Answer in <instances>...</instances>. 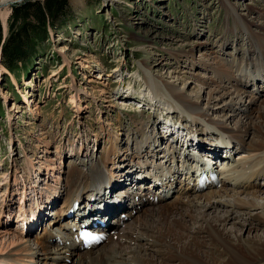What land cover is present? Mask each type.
I'll use <instances>...</instances> for the list:
<instances>
[{
	"label": "rangeland",
	"instance_id": "1",
	"mask_svg": "<svg viewBox=\"0 0 264 264\" xmlns=\"http://www.w3.org/2000/svg\"><path fill=\"white\" fill-rule=\"evenodd\" d=\"M22 1L25 0L9 1L8 9L11 11L14 4ZM65 1L64 16L51 23L48 19L40 37L33 39L31 56L9 69L18 77L16 84L0 74V224L9 218L10 236L17 225L13 221L22 191H27L24 195L29 197L33 194L32 187L40 192L48 185H56L55 177L63 176L61 169H66L69 161L80 162L76 152L81 157L86 152L88 157L97 155L103 159L111 151L113 140L122 139L121 146H117L120 150L127 145V135L135 134L138 129L150 133L158 120L164 125L169 119L180 126L182 134L177 141L169 136L174 139L173 145L180 147V152L192 151L193 146L187 144L193 145L194 137L206 125L185 119L180 111H172L162 97L146 87L143 69L160 81L184 87V93L197 100L198 106L207 109L211 117L229 118L231 128L235 127V118L224 106L227 99L209 93L212 89L209 78L216 79V75L205 64L208 59L213 66L233 59L229 71L232 68L234 76H240L251 89L258 88L257 100L264 98V58L258 53V48L264 49V0ZM228 9L232 12L228 13ZM240 19L252 22L248 30ZM72 20L81 25L79 29L68 32V39L67 36L58 39L60 30L67 29ZM48 24L57 29L50 42ZM1 28L0 43H3L2 23ZM185 50L191 51L187 57L182 56ZM64 59L68 64L60 68ZM254 63L263 71L262 78L252 75ZM240 66L246 68L239 72ZM108 73L111 75L107 76ZM73 87L80 97L77 103L84 106L81 115L72 111L75 107L71 95L76 93ZM22 94L31 105H25ZM12 104L15 111L7 110ZM254 106L258 110L261 104L256 102ZM7 112L12 113L10 118ZM138 121L144 124H137ZM155 131L161 137L157 128ZM200 137L208 141L211 136ZM164 142L170 141L164 139ZM241 152L237 147L230 151V156L240 158ZM218 153L224 156L225 150ZM122 156L125 155L120 154L119 161ZM46 165L53 167L54 172L46 170ZM257 182L261 186L246 185L242 196H264L261 191L264 178ZM129 184L134 187L135 181ZM58 202L61 204L60 199L55 204ZM6 205L11 210L9 216L4 210ZM231 223L224 226L232 230L234 237L240 227ZM35 236L32 237L36 240Z\"/></svg>",
	"mask_w": 264,
	"mask_h": 264
},
{
	"label": "bare ground",
	"instance_id": "2",
	"mask_svg": "<svg viewBox=\"0 0 264 264\" xmlns=\"http://www.w3.org/2000/svg\"><path fill=\"white\" fill-rule=\"evenodd\" d=\"M9 1L11 0L0 1L4 38L7 30L6 18L10 12ZM230 12L232 10L228 11ZM243 21L241 20L243 26L248 30L252 22ZM76 22L72 20L68 27L66 26L67 29L60 30L58 39L62 36H67L68 39V32L79 29L78 26L81 25ZM48 28L46 32L51 35L47 41L50 42L57 29L50 24ZM262 50L258 48V53L264 58ZM184 52L182 56L185 57L191 53L190 50ZM1 54L0 52V57ZM64 60L65 63H61L60 68L68 64L67 60ZM209 61L210 59L205 64H209L216 75V79L209 78L212 87L209 93L227 99L224 106L234 113V128L229 126V118L216 119L209 115L207 109L205 111L200 108L197 100L184 93V87H177L173 82L160 81L153 77L149 70L142 69L146 87L151 89L153 94L162 97L172 111H180L185 119L206 125L199 131L198 136L206 138L214 134L220 137L224 134L233 141L228 149H242L240 154L243 156L240 158L224 156L223 165L214 166L218 187L209 186L203 191L194 190L190 184L191 178L186 175V168L189 169V165L193 167L196 163L203 167L202 159L189 151H183L182 155L177 157V149L171 142L163 145V138L156 134L155 129L147 134L138 129L135 134L125 135V148H117L121 146L122 139L113 140L111 151L104 154L103 159L97 155L88 157L86 152L82 157L78 152L74 153L80 162L69 161L67 168L61 169L63 176H54L56 185H48L40 192L32 187L33 194H27L28 199L24 195L27 191H22L17 217L27 223L31 217L32 220L26 226L25 232L16 227L12 236L7 225L9 218L2 221L0 259H7L14 264H264V196H242L246 185L261 186L257 180L264 178V98L257 100L258 88L251 89L247 82H242L240 76V79L234 76L232 68L229 71L233 59H227L224 64L218 63L215 66ZM190 62L193 64L194 61ZM254 67L252 75L260 76L263 71L260 72L256 63ZM245 68L246 66H240L238 70L240 72ZM0 74L6 79L9 77L16 84L17 75L4 67L1 59ZM73 89L76 93L71 95L75 107L72 111L81 115L84 106L81 107V104L77 103L80 97L78 90L74 87ZM22 97L25 105H31L28 104L25 94H22ZM5 98L6 96L3 100ZM256 102L261 104L258 110L254 106ZM14 106H7V110H14ZM34 108L33 112L36 113L37 106L34 105ZM7 113L10 118L12 113ZM137 124L144 123L138 121ZM177 140L176 137L175 141ZM195 140L196 146H204L203 139ZM120 154L125 156L119 161ZM116 160L121 163H115ZM44 167L52 173L53 167ZM127 176L132 179L139 178L140 181L149 178L151 188L145 185L139 192L132 190L128 181H125ZM154 187L156 189L152 190ZM117 188H122L123 194L116 193ZM169 191H174L177 196H173L174 193ZM261 191L264 194V188ZM106 193H111L112 199L121 198L120 207L127 218L120 220L119 216L114 214L106 222V226L114 232L95 248L80 249L79 243L72 242L70 238L71 226L81 220L76 215L77 211L87 207L92 212ZM155 194L156 200L153 202L151 198ZM170 196L175 198L168 202ZM59 198L61 204L58 209L49 212L48 208L54 206ZM30 199L31 203L23 209L21 201L24 204ZM74 199L79 202L77 211L66 216V210ZM7 205L4 210L6 216H9L11 210ZM229 221H232V225L240 227L234 237L231 236L232 230L224 226ZM41 225L42 234L32 232L33 228L38 229ZM32 236L39 240L33 239Z\"/></svg>",
	"mask_w": 264,
	"mask_h": 264
},
{
	"label": "trees",
	"instance_id": "3",
	"mask_svg": "<svg viewBox=\"0 0 264 264\" xmlns=\"http://www.w3.org/2000/svg\"><path fill=\"white\" fill-rule=\"evenodd\" d=\"M65 0H33L14 4L9 13L6 35L1 45V62L7 69L25 62L31 56L35 37L55 19H61L66 12ZM57 17V18H56ZM52 25V24H51ZM0 23V40L2 37Z\"/></svg>",
	"mask_w": 264,
	"mask_h": 264
}]
</instances>
